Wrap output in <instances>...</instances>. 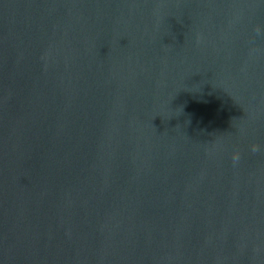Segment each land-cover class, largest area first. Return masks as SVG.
<instances>
[{
	"label": "water",
	"instance_id": "obj_1",
	"mask_svg": "<svg viewBox=\"0 0 264 264\" xmlns=\"http://www.w3.org/2000/svg\"><path fill=\"white\" fill-rule=\"evenodd\" d=\"M258 26L264 0H0V264H264Z\"/></svg>",
	"mask_w": 264,
	"mask_h": 264
},
{
	"label": "clouds",
	"instance_id": "obj_2",
	"mask_svg": "<svg viewBox=\"0 0 264 264\" xmlns=\"http://www.w3.org/2000/svg\"><path fill=\"white\" fill-rule=\"evenodd\" d=\"M256 32H257L258 35H259V34H262V33H264V29H261V27L258 26L257 29H256ZM251 151H252L253 153H257V152L260 151V148H259V146H257V145H253ZM240 160H241V155H240V153H239V152H235V153L232 155V163H233V165H238L239 162H240Z\"/></svg>",
	"mask_w": 264,
	"mask_h": 264
}]
</instances>
